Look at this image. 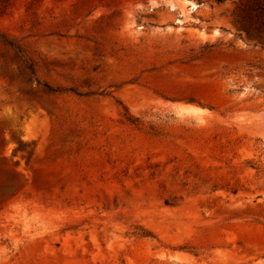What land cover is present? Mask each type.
<instances>
[{"label":"rangeland","instance_id":"rangeland-1","mask_svg":"<svg viewBox=\"0 0 264 264\" xmlns=\"http://www.w3.org/2000/svg\"><path fill=\"white\" fill-rule=\"evenodd\" d=\"M151 1L0 10V264H264V4Z\"/></svg>","mask_w":264,"mask_h":264},{"label":"trees","instance_id":"trees-1","mask_svg":"<svg viewBox=\"0 0 264 264\" xmlns=\"http://www.w3.org/2000/svg\"><path fill=\"white\" fill-rule=\"evenodd\" d=\"M9 1L10 0H2V1H0V10H3L7 5H8V3H9ZM190 1H194V2H197V3H201V2H203V1H214V2H216L217 4H224V3H226V2H229V1H233V0H190ZM236 1H238V2H244V1H248V0H236ZM252 1H254L255 2V4L257 5V6H262L263 4H264V0H252ZM6 42V41H5ZM8 45H10V46H12V47H14V45L13 44H11V43H9V42H6ZM33 73V72H32Z\"/></svg>","mask_w":264,"mask_h":264},{"label":"bare ground","instance_id":"bare-ground-1","mask_svg":"<svg viewBox=\"0 0 264 264\" xmlns=\"http://www.w3.org/2000/svg\"><path fill=\"white\" fill-rule=\"evenodd\" d=\"M163 1L166 2V4L170 5L171 6L170 9H172V10L178 5V3L189 5L190 6L189 10L192 11V12L197 10L196 4L194 2H191V1H188V0H163ZM151 4L157 6L158 5V1L157 0H152Z\"/></svg>","mask_w":264,"mask_h":264},{"label":"water","instance_id":"water-1","mask_svg":"<svg viewBox=\"0 0 264 264\" xmlns=\"http://www.w3.org/2000/svg\"><path fill=\"white\" fill-rule=\"evenodd\" d=\"M190 1V0H189ZM191 2H194V1H191ZM195 4H196V7H197V9L198 8H200L201 6H203V4H201V3H197V2H194ZM161 4H159V6H160Z\"/></svg>","mask_w":264,"mask_h":264}]
</instances>
